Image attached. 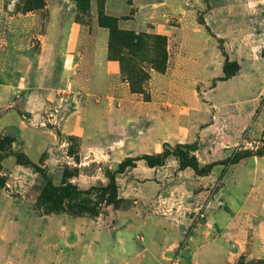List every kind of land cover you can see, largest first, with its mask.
Instances as JSON below:
<instances>
[{
  "label": "rangeland",
  "instance_id": "374dc122",
  "mask_svg": "<svg viewBox=\"0 0 264 264\" xmlns=\"http://www.w3.org/2000/svg\"><path fill=\"white\" fill-rule=\"evenodd\" d=\"M90 1L76 16L85 26L80 50L87 66L45 89L60 100L52 105L48 98L49 111L40 110L54 121L48 118L33 139L0 137L13 138V150L45 167L56 185L72 169L82 189L106 185L108 171L127 158L160 154L167 143H199L200 163L221 165L198 176L181 171L175 158L159 168L139 161L117 178L124 208L75 217L38 210L42 178L4 152L0 264H264L250 254L257 226L264 227V157L257 156L264 148V0H127L133 8L120 28L168 39L170 72L148 68L150 102L126 90L118 62L109 60L110 83H90L99 28L98 0ZM40 2L46 5L16 0L13 11ZM125 2L111 0L110 9L124 10ZM223 52L240 66L228 81L220 80ZM5 70L8 84L30 86L34 68ZM11 108L25 114L15 98L0 115ZM59 123L76 130L66 135ZM234 155L251 156L226 163Z\"/></svg>",
  "mask_w": 264,
  "mask_h": 264
},
{
  "label": "crops",
  "instance_id": "0c3cea01",
  "mask_svg": "<svg viewBox=\"0 0 264 264\" xmlns=\"http://www.w3.org/2000/svg\"><path fill=\"white\" fill-rule=\"evenodd\" d=\"M110 1L106 0L107 14L121 18L132 12L133 6L127 0L125 2L127 8L124 10L114 8L111 10ZM45 2V7L40 11L20 12L13 11L16 0H11L8 8L6 0H0V110L17 98L22 112L25 113L21 115L18 110L11 108L0 115V132L3 136L21 140L35 138V133L42 128L48 118L51 122L54 121L50 115L45 116L40 112L41 109L49 111L48 98L54 101L52 105L60 103L58 98H53V95L45 90L48 89L47 86L57 80L58 76L62 79L66 75L71 76L69 69L87 66L88 60H85V55L80 50L81 40L86 36L85 26L76 20L78 14L76 3L72 0ZM150 15L152 18L153 14ZM104 30L107 29L99 27L93 37V67L89 75L91 84L96 81L108 84L113 78L108 60L109 32L107 30L106 33ZM62 35H65L64 40L61 39ZM13 67L34 68L29 87L8 84L10 77L7 76L5 69ZM58 69H61V74H58ZM14 75L18 76L16 73ZM125 87L126 90L129 88L127 83ZM154 96L152 92L151 103L155 102ZM60 129L66 135L76 130L73 124L67 123L60 124ZM263 228L257 226L251 241L250 254L254 258H264Z\"/></svg>",
  "mask_w": 264,
  "mask_h": 264
},
{
  "label": "trees",
  "instance_id": "16d2710c",
  "mask_svg": "<svg viewBox=\"0 0 264 264\" xmlns=\"http://www.w3.org/2000/svg\"><path fill=\"white\" fill-rule=\"evenodd\" d=\"M78 9L85 11L90 8V0H73ZM43 8L45 3L40 2ZM106 0H98L97 20L100 28L109 32L108 60L118 62L120 75L129 84L133 94L141 95L146 102L151 101L147 83L151 80L148 68L164 74L168 70V39L161 34L138 33L135 31L120 28V18L107 14ZM30 11V10H29ZM33 11V10H31ZM28 12V11H27ZM223 65V77L221 81L232 79L240 70L238 62L232 61L226 52ZM13 138L0 137V171L2 168V154L9 152L17 160L20 166L33 167L42 178L44 185L36 198V208L45 213H66L75 217L99 216L104 206H113L116 209L124 208L127 199L119 196L117 178L128 169L137 167L139 161H144L149 168L163 167L170 158H175L179 163V169L184 171L192 169L198 176H207L220 163H209L202 165L197 156L200 149L199 143L178 145L175 148L168 143L160 154H145L141 157L127 158L115 171L107 172V184L92 186L89 189H82L72 182L75 172L66 168L63 171L62 183L56 185L49 176L45 167L33 162L21 151L13 150ZM251 155H234L226 163L238 164ZM257 156L264 157V148L257 153ZM6 182L0 174V188L5 187Z\"/></svg>",
  "mask_w": 264,
  "mask_h": 264
}]
</instances>
